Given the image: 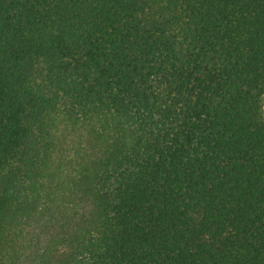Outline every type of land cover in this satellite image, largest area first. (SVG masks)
Listing matches in <instances>:
<instances>
[{
  "label": "trees",
  "instance_id": "16d2710c",
  "mask_svg": "<svg viewBox=\"0 0 264 264\" xmlns=\"http://www.w3.org/2000/svg\"><path fill=\"white\" fill-rule=\"evenodd\" d=\"M0 264H264V0H0Z\"/></svg>",
  "mask_w": 264,
  "mask_h": 264
}]
</instances>
